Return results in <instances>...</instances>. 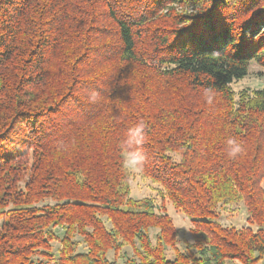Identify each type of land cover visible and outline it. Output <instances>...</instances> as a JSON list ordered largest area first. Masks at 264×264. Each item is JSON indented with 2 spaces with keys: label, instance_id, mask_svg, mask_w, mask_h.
Masks as SVG:
<instances>
[{
  "label": "trees",
  "instance_id": "trees-1",
  "mask_svg": "<svg viewBox=\"0 0 264 264\" xmlns=\"http://www.w3.org/2000/svg\"><path fill=\"white\" fill-rule=\"evenodd\" d=\"M253 64L264 0H0V264L264 262V89L231 88ZM141 120L159 207L122 168Z\"/></svg>",
  "mask_w": 264,
  "mask_h": 264
},
{
  "label": "rangeland",
  "instance_id": "rangeland-1",
  "mask_svg": "<svg viewBox=\"0 0 264 264\" xmlns=\"http://www.w3.org/2000/svg\"><path fill=\"white\" fill-rule=\"evenodd\" d=\"M231 88L236 93V97L237 93L244 88L264 89V70L258 65H251L248 75L242 80L234 81L231 84ZM261 186L264 189V179L261 182ZM159 191V185L143 178L138 171L132 172L130 181V196L132 198H152L155 201V204L159 207L161 205V200L158 195ZM162 204L164 205L165 212L170 216L172 223L177 230V247L183 249L185 244L190 243L192 240L190 236L191 223L185 215L176 211L168 201L165 200ZM246 218L247 213L245 206L242 203H239L220 210L218 222L224 227L233 226L239 229L248 225ZM55 234L57 239L51 243V247L54 252H56V250L60 247L59 240L62 236V231L60 229H55ZM80 251H83L81 245ZM167 256L172 257L173 255L167 250ZM229 264L238 263L230 262ZM258 264H264V262H260Z\"/></svg>",
  "mask_w": 264,
  "mask_h": 264
},
{
  "label": "clouds",
  "instance_id": "clouds-1",
  "mask_svg": "<svg viewBox=\"0 0 264 264\" xmlns=\"http://www.w3.org/2000/svg\"><path fill=\"white\" fill-rule=\"evenodd\" d=\"M209 102L211 98L209 97ZM146 124L144 121H139L136 125L128 130V139L124 142L122 153L123 163L122 168L125 172L142 171L144 163L147 159L145 153L140 149V145L144 142ZM227 156L230 159L237 158L243 153L244 149L241 143L235 139L228 140Z\"/></svg>",
  "mask_w": 264,
  "mask_h": 264
}]
</instances>
